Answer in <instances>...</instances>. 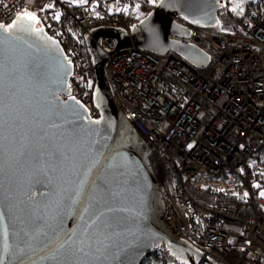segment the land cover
Listing matches in <instances>:
<instances>
[{
	"label": "water",
	"instance_id": "obj_1",
	"mask_svg": "<svg viewBox=\"0 0 264 264\" xmlns=\"http://www.w3.org/2000/svg\"><path fill=\"white\" fill-rule=\"evenodd\" d=\"M224 5L159 0L131 35L90 29L97 119L71 95L75 66L38 19L20 13L16 27L0 29V264H142L162 243L181 262H201L204 252L165 219L152 150L116 105L105 66L116 50L137 48L174 51L206 70L210 54L174 39L192 32L175 18L216 26ZM104 37L117 41L114 51L101 47Z\"/></svg>",
	"mask_w": 264,
	"mask_h": 264
},
{
	"label": "built area",
	"instance_id": "obj_2",
	"mask_svg": "<svg viewBox=\"0 0 264 264\" xmlns=\"http://www.w3.org/2000/svg\"><path fill=\"white\" fill-rule=\"evenodd\" d=\"M111 1L106 13L91 0H0L5 26L20 13L58 4L50 21L39 23L66 50L75 66L71 95L96 119L101 114L94 103L97 75L85 36L100 26L120 27L131 35L159 2L134 0L122 7ZM251 2L256 12L241 19L234 16L238 4L225 3L212 27L175 18L192 31L186 40L175 38L210 54L206 70L174 51L160 55L137 48L116 50L105 66L116 105L152 150L149 162L165 219L176 218L172 228L178 237L204 252L199 264H264L263 184L257 180L260 189L254 185L249 169V161L264 148V0ZM101 47L114 51L117 41L104 37ZM226 175L231 183L240 178L250 185L248 198L222 195L217 181ZM207 181L212 183L202 187ZM247 200L251 213L244 216L238 202ZM154 252L166 264H189L170 254L165 243Z\"/></svg>",
	"mask_w": 264,
	"mask_h": 264
},
{
	"label": "trees",
	"instance_id": "obj_3",
	"mask_svg": "<svg viewBox=\"0 0 264 264\" xmlns=\"http://www.w3.org/2000/svg\"><path fill=\"white\" fill-rule=\"evenodd\" d=\"M91 1H98L101 9L104 10V12H106V13L109 12V7H110L109 5H110V2H112L111 0H91ZM117 1L119 2L118 6H122V7H125V6L129 5L130 3L134 2V0H117ZM220 2L225 4L227 2H232V1L231 0H220ZM237 4H239V3H237ZM57 10H58V4L56 2H54V4H50L45 10H42V11H26V12H32L37 17L38 27H40L39 20L41 22H43L44 24H46L52 18V14L54 12H56ZM34 12H38V13H34ZM252 12H256V8L254 6H252V2L250 1L247 4L246 13L249 15ZM253 163H254L253 165L250 164V169L256 174V178L258 180H261L262 175L264 173V148L258 152L256 157L254 158ZM238 183L239 184L237 186H239V187H236L235 191H238V192L244 191V189L246 187V183L243 181H240V180L238 181ZM221 193H222V195L227 196V198L228 197L231 198L234 195L233 192L231 191V189L222 190ZM238 207L241 209L242 215H244V216H248L251 213V209H250L249 204H246L244 202H238ZM162 260H161V258L155 256L154 254H152V255L150 254V255L145 257L142 264H166Z\"/></svg>",
	"mask_w": 264,
	"mask_h": 264
},
{
	"label": "rangeland",
	"instance_id": "obj_4",
	"mask_svg": "<svg viewBox=\"0 0 264 264\" xmlns=\"http://www.w3.org/2000/svg\"><path fill=\"white\" fill-rule=\"evenodd\" d=\"M145 6V5H144ZM236 7H238V11L235 13V17L237 18V19H241V18H244L246 15H248L247 13H246V9L247 8H245V5L244 4H238V5H236ZM32 13V12H31ZM34 13H38V12H34ZM33 14V13H32ZM252 159V158H251ZM251 161V160H250ZM250 161H249V164H251V165H253L254 163H253V161H254V159L251 161V163H250ZM249 169H250V166H249ZM250 172L252 173V177H253V181H254V185H256V183L257 182H255V181H257L258 179L256 178V174L250 169ZM254 178H255V180H254ZM223 183H220V188L222 189V190H227V189H231V191L233 192V194H238V195H240V196H242V197H244V198H248V196H247V191H248V189L250 188V185L248 184V183H246L244 180H241L240 178H236V180H235V183H231L230 181H229V178H228V176L226 175V176H223ZM243 181V182H245L246 183V187H245V189H244V191H242V192H238V191H235V188L236 187H239V186H237L239 183H238V181ZM258 181H260V182H262V186H264V173H263V175H262V179L261 180H258ZM211 181H207V182H205V183H203L201 186L202 187H204L207 183H210ZM212 183V182H211ZM261 186V185H260ZM261 186V189H262V192H264V187H262ZM256 187L257 188H259V186H257L256 185ZM260 189V188H259ZM263 196V198H264V195H262ZM247 203L249 204V201L247 200ZM151 255L152 254H160V252H154V253H150ZM149 254V255H150ZM155 256H157V255H155ZM158 257V256H157ZM162 260V259H161ZM163 261V260H162ZM164 262V261H163Z\"/></svg>",
	"mask_w": 264,
	"mask_h": 264
},
{
	"label": "snow or ice",
	"instance_id": "obj_5",
	"mask_svg": "<svg viewBox=\"0 0 264 264\" xmlns=\"http://www.w3.org/2000/svg\"><path fill=\"white\" fill-rule=\"evenodd\" d=\"M83 2H84V0H81V3H83ZM153 2H154V0H153ZM22 18H26V19H28L30 21H37V17L34 14H32L31 12H26V13H24V16L23 17H18V19H22ZM57 18H59V14H57ZM16 23L17 22L15 20L12 21L7 26H5L4 24L0 23V29H2L3 32L8 33L10 31V29L16 27ZM38 30L39 29H37V31ZM73 99H74V97H73ZM96 122L99 123V121H96ZM261 195H264V192H262Z\"/></svg>",
	"mask_w": 264,
	"mask_h": 264
},
{
	"label": "bare ground",
	"instance_id": "obj_6",
	"mask_svg": "<svg viewBox=\"0 0 264 264\" xmlns=\"http://www.w3.org/2000/svg\"><path fill=\"white\" fill-rule=\"evenodd\" d=\"M219 20H220V17H219ZM174 38V37H173ZM175 40H179V41H184V40H186V39H177V38H174ZM184 42H186V41H184ZM169 53V52H168ZM168 53H166V54H168ZM84 60L85 61H87V59L84 57ZM74 63L75 64H77V62L74 60ZM260 125V124H259ZM217 183L218 184H220V183H223L222 181H217ZM168 223L170 224V226L171 227H176L177 225H178V220L176 219V218H174V217H172V216H170V219L168 220ZM179 238H184V239H186L187 241H189L187 238H185V237H179ZM190 242V241H189ZM191 243V242H190ZM192 244V243H191Z\"/></svg>",
	"mask_w": 264,
	"mask_h": 264
},
{
	"label": "flooded vegetation",
	"instance_id": "obj_7",
	"mask_svg": "<svg viewBox=\"0 0 264 264\" xmlns=\"http://www.w3.org/2000/svg\"><path fill=\"white\" fill-rule=\"evenodd\" d=\"M38 26V25H37Z\"/></svg>",
	"mask_w": 264,
	"mask_h": 264
}]
</instances>
